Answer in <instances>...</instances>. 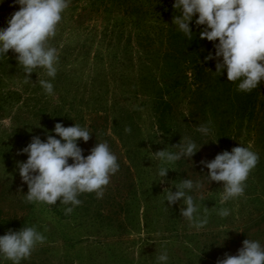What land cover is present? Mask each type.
I'll list each match as a JSON object with an SVG mask.
<instances>
[{"label": "rangeland", "instance_id": "obj_1", "mask_svg": "<svg viewBox=\"0 0 264 264\" xmlns=\"http://www.w3.org/2000/svg\"><path fill=\"white\" fill-rule=\"evenodd\" d=\"M173 3L71 0L50 40L58 53L54 79L42 68L28 79L15 53L0 54V236L34 226L46 237L20 264H162L164 252L166 264H217L237 255L246 239L264 247V82L239 92L226 72L214 74L215 60L193 79L189 62L210 41L200 39L194 21L191 39L172 25L179 14ZM17 10L13 0H0V29ZM41 79L53 84V94ZM160 97L169 105L156 108ZM56 123L87 128L90 139L77 141L85 157L97 143L116 155L119 170L102 198L81 193L79 206L26 200L18 163L28 154L21 150L34 136L60 139ZM201 125L208 134L197 130ZM189 140L197 152L163 165L169 170L161 183L155 153H179L175 145ZM241 145L259 160L244 194L222 202L223 182L211 181L201 161ZM184 179L194 185L185 190L198 206L194 216H207L203 228L181 216L183 200H166ZM221 208L230 214L222 218ZM0 264L13 262L0 255Z\"/></svg>", "mask_w": 264, "mask_h": 264}, {"label": "clouds", "instance_id": "obj_2", "mask_svg": "<svg viewBox=\"0 0 264 264\" xmlns=\"http://www.w3.org/2000/svg\"><path fill=\"white\" fill-rule=\"evenodd\" d=\"M70 2L13 0L19 10L11 14L7 27L0 29V54L6 55L9 50L15 53L18 65L23 67L28 79L37 68L45 69L48 77L55 78L58 53L50 45V40L55 37L62 14ZM172 7L179 13L173 16L172 25L180 32L191 39L193 30L190 24L194 21L197 28L202 27L200 39L213 42L215 53L209 52L203 62L216 61L214 74L221 77L226 72L227 81L238 82L236 90L239 92H251L264 82V0H174ZM39 84L47 94H53L51 82L41 79ZM197 130L204 134L209 132V128L203 125ZM125 131L130 133L131 128L126 127ZM54 132L60 139L48 135L43 142L34 136L21 150V153L28 154L26 162L18 163L19 174L28 186L26 200L49 205L60 201L65 205L79 206L82 202L77 197L81 193L95 192L97 198H102L110 176L119 170L116 155L107 143H97L85 157L77 141L87 142L91 134L77 124L65 127L56 123ZM175 146L180 147L179 153L173 154L166 149L155 153L162 163L158 173L161 183L169 170L163 165L182 156L191 158L197 152L195 143L190 140ZM69 159L73 161L71 164ZM258 160L257 153L241 145L231 152L217 154L210 162L201 163L209 170L211 181L223 182L221 200L226 202L244 194L245 181ZM175 187L177 191L166 193L168 204L183 200L186 207L181 208V216L195 228H203L208 222L207 216L203 219L194 216L198 206L185 191L193 189V182L184 179ZM72 211L73 207H68L65 214ZM229 214L227 208L218 212L222 218ZM45 240L46 237L34 226H26L18 232L9 230L0 236V255L13 264H20ZM158 260L166 264L167 253L159 255ZM217 264H264V247L258 241L246 239L237 255L226 254V258L218 260Z\"/></svg>", "mask_w": 264, "mask_h": 264}, {"label": "trees", "instance_id": "obj_3", "mask_svg": "<svg viewBox=\"0 0 264 264\" xmlns=\"http://www.w3.org/2000/svg\"><path fill=\"white\" fill-rule=\"evenodd\" d=\"M217 43H218V41H217ZM209 52H211L213 55L215 53L213 42L208 43V45L205 48L198 50L197 55H199V59L196 62L195 61L189 62L190 71L192 72L193 79L197 80L199 77L203 76V72H202L203 71V65H205V63L203 61H204V58L209 54ZM207 62H206V64H207ZM156 105H157L156 106V108H157V107H166L169 104H168V100H166L163 97H160V98H158ZM156 117H160V115H158V116L156 115ZM157 120L159 121V119H157Z\"/></svg>", "mask_w": 264, "mask_h": 264}]
</instances>
